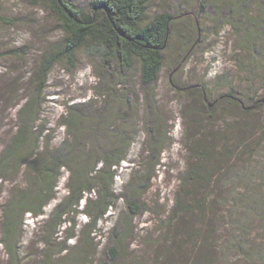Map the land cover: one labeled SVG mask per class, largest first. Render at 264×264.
<instances>
[{
  "label": "trees",
  "instance_id": "1",
  "mask_svg": "<svg viewBox=\"0 0 264 264\" xmlns=\"http://www.w3.org/2000/svg\"><path fill=\"white\" fill-rule=\"evenodd\" d=\"M44 1L34 0L33 4L44 5ZM46 1L47 11L55 16L63 39L44 54L34 75L36 89L17 111L10 138L1 140L0 197L4 189L8 194L0 203V264H93L96 254L93 236L101 232L97 226L100 223L108 225L113 218L110 210L122 201L125 207L115 224L102 233L107 238L102 258L97 262L114 264L125 240L134 234L132 221L144 211L142 200L150 189L154 171L160 166L161 155L171 142L169 132L162 131L154 93L175 18L164 11L147 18L150 0H92L86 10L69 0ZM200 7L199 14L205 10L206 18L215 23V33L230 27L242 35L241 50L247 51L252 61L257 62L255 67L259 68V74L255 73V76L259 77L264 92V0H201ZM191 14L184 15L182 25L191 19ZM193 29L197 30L196 22ZM195 30L182 36L184 45L190 43ZM190 48H184L181 54L185 56V50L188 52ZM78 52L99 62L101 69L96 86L100 84L105 98L99 107H92V101L68 105L65 118L59 119V127L65 129V136L54 147L53 130L38 125L41 95L53 68L61 65L66 70L74 69ZM134 63L138 65L142 119H138V105L132 104L130 90L123 82L132 73ZM109 69L117 74H110ZM116 75L122 83L113 87L111 78L115 80ZM200 95L202 108L196 112L201 116L225 103L231 110L230 113L221 110L227 122L224 119L218 121L217 136H213L212 131L207 134L209 136L198 135L197 141L202 146H193V163L188 164L180 179L170 219L162 224L170 227V222L182 216H187L193 223L198 217L197 227H189L183 239L186 264H223L212 248L206 249V237L199 235L196 228L202 230L205 206L209 203L207 198L214 188L210 185L218 184L223 176L234 185L241 182L246 191L253 186L254 189L248 191V198L245 195L238 198L248 199L249 209L264 215V167L259 173L254 169V174L249 168L237 169L241 167L244 151L252 145L246 139L263 133L264 126L249 129L240 125V119L236 120L237 111L250 115L255 109L264 107V96L256 102L254 95L247 94L246 98L238 89L230 87L225 95L207 104L204 92ZM247 100L252 102L251 105ZM211 119L213 121L215 117L209 116L207 124ZM140 123L146 127L140 159L126 170L128 176L134 169L137 172L125 184L124 190H120L116 180L124 176L120 171L139 136L135 126ZM191 123L196 126L200 119L194 118ZM254 154L252 150L250 157ZM64 172L67 174L66 195L46 215L45 209L56 200ZM233 177L235 179H231ZM20 178L24 182L22 185L18 182ZM258 178L260 187L256 186ZM182 191H186L183 197ZM210 194L217 198L215 193ZM176 214L178 217L172 219ZM79 217L87 218L88 222L77 237L76 219ZM27 218H31L41 232L39 239L32 235L33 241H38L42 247L39 255L33 258L21 256ZM236 230L244 231L245 227L239 224ZM228 235L235 239L232 232ZM72 240L75 243L71 245ZM232 244L228 248L239 252L244 262L264 264V254H255L240 243L236 247ZM170 259L167 256V264H175Z\"/></svg>",
  "mask_w": 264,
  "mask_h": 264
},
{
  "label": "rangeland",
  "instance_id": "2",
  "mask_svg": "<svg viewBox=\"0 0 264 264\" xmlns=\"http://www.w3.org/2000/svg\"><path fill=\"white\" fill-rule=\"evenodd\" d=\"M69 1L86 10L88 2L92 0ZM200 1L150 0L148 4L147 18L150 19L162 11L173 14L175 18L154 93L162 131L169 132L171 142L162 153L160 166L154 171L150 189L142 200L144 211L132 221L134 234L125 240L119 258L114 264H167V256L171 257L170 260H174L175 264H186L183 258L185 252L182 251L183 239L189 227L192 226L193 229L197 227L198 217L190 223L187 216L178 217L176 214L172 219L176 217L179 219L170 222V227L162 223L170 219L180 187V179L185 175L188 164L193 163V146L195 148L202 146L197 141L198 135H207L212 131L213 136H217L216 128L220 126L218 121L224 119L227 122L224 113H230L231 110L225 103L217 106L211 113H203L202 116L197 114L196 110L202 108L200 93L202 91L207 96V104H212L225 95L230 87L238 89L243 97L247 98V94L254 95L253 100L256 102L264 96L260 79L255 76V73L259 74L257 71L259 68L255 67L257 62L252 61L253 58L247 51L241 50L242 35L234 32L230 27H224L215 33L213 31L215 23L206 18L208 15L205 10L204 13L199 14ZM33 2L34 0H0V149L1 140L10 138L14 131L17 111L36 89L34 75L37 73L41 59L49 49L63 39V33L55 16L47 11V1H44V5L41 3L34 5ZM254 11L255 8H253L255 15ZM187 12L192 13L191 19L187 18V23L182 25ZM195 22L197 30L193 29ZM191 29L195 30V34L191 35L190 43H192L184 45L185 39L182 36L189 34ZM193 42L196 44L192 45ZM184 48L186 50L190 48L188 52L185 50V56L181 54ZM75 61V68L72 70H66L61 65L55 66L41 95L43 101L38 125L53 130L51 139L54 147L60 144L65 136V129L59 127V119L65 118V109L68 105L92 101V107L95 105L99 107L105 98V95L101 94L100 84L96 86L101 69L99 62L86 58L81 52L77 53ZM108 72L117 74L113 69H109ZM111 79L113 87L122 83L117 75L115 80ZM123 82L126 89L130 90L129 97L132 104L139 107H137L138 119H142L144 112L142 94L138 88L136 63L132 73ZM121 89L122 87L118 90ZM251 103L248 101L249 105ZM221 110L225 112L221 113ZM236 113V120L240 119V125H245L246 128L255 129L259 125L264 126V107L255 109L250 115L238 111ZM209 116L215 119L213 121L211 119L207 124ZM193 117L196 120L200 119V123L196 126L191 123ZM133 123L132 121V125ZM135 131L139 133V136L130 148L127 161L122 165L120 172L124 176L116 180L120 190H124L125 184L132 179L133 173L137 172L134 169L128 176L126 170L134 161L140 159V147L146 127L143 123L136 124ZM246 140L252 145L244 151V157L239 165L241 167L237 169L249 168L252 174L255 173L253 171L255 169L259 173L264 167V131ZM252 150L255 154L250 157ZM66 179L67 174L64 172L56 200L45 209L46 215H49L54 206L66 195L64 187ZM227 179L223 176L218 184L210 185V188L214 187L210 191L215 193L217 198L213 197L211 192L209 193L202 230L197 228L196 230L199 235L206 237V249L212 248L223 264H250L244 262L239 252L230 250L228 247L233 245L232 243L234 247L240 243L245 248L253 250L255 254L259 252L264 254V215L252 211V208L249 209L248 199L238 198L240 195L248 198V191H252L253 186L246 191L241 182L234 185L226 181ZM18 182L21 185L24 184L22 178ZM258 183L259 178L256 186L260 187ZM4 187L7 188L6 185ZM188 190L190 189L187 188ZM7 194V189H4L0 203L4 201L1 199H5ZM185 194L186 191H182V197ZM124 207L123 202L119 201L109 212L113 214L111 222L108 225L98 224L97 230L101 232L93 236V245L96 246L93 264H97L102 258V249L107 238V235L102 234L104 229L115 224L119 212L123 211ZM76 222V235L80 237V230L87 224L88 219L79 217ZM239 224L244 225V231L236 230ZM35 226L36 223L31 218H27L21 256L33 258L42 250L38 241H33V234L37 239L41 236L40 227L36 226L34 229ZM230 232L235 235V239L228 235ZM234 240L240 242H233ZM70 242L72 245L75 240ZM84 246L87 245L84 243Z\"/></svg>",
  "mask_w": 264,
  "mask_h": 264
}]
</instances>
